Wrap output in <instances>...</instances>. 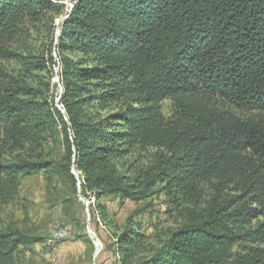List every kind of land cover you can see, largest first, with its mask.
Instances as JSON below:
<instances>
[{
  "label": "trees",
  "instance_id": "trees-1",
  "mask_svg": "<svg viewBox=\"0 0 264 264\" xmlns=\"http://www.w3.org/2000/svg\"><path fill=\"white\" fill-rule=\"evenodd\" d=\"M0 127V205L42 172L112 226L102 198L160 192L182 220L157 243L123 231L120 264H264V0H0ZM42 238L0 217V264Z\"/></svg>",
  "mask_w": 264,
  "mask_h": 264
},
{
  "label": "rangeland",
  "instance_id": "rangeland-1",
  "mask_svg": "<svg viewBox=\"0 0 264 264\" xmlns=\"http://www.w3.org/2000/svg\"><path fill=\"white\" fill-rule=\"evenodd\" d=\"M65 6V11L73 7L75 0H54ZM64 17V16H63ZM59 16L55 20L56 35L60 31L58 25L63 19ZM49 33L44 31L34 34L31 44L36 52L44 49L48 43ZM54 57L59 63V57L53 48ZM11 68H15L12 65ZM58 64L55 67L53 82L57 85L55 91L56 102L62 92L59 81ZM46 82L48 77L43 75ZM59 105V104H58ZM165 113H169L170 102L164 103ZM0 127V144L2 140ZM62 133L47 141L43 150V159H62L65 155ZM5 161L15 159V151L2 153ZM150 154H145L138 162L139 166H146ZM81 191L74 192L70 184L58 176H46L44 173H34L23 176L13 197L0 205V217L5 226H12L24 233L47 238L52 230L59 226L67 228L68 235L57 242L52 250L55 261L51 259L49 249L44 246L43 238L40 242L21 245L16 250L17 264H120L117 237L125 230L140 229L155 242L164 240L169 231L175 228L181 217L174 211L172 203L164 193L149 195L142 201L121 200L116 197L101 199L106 206L108 220L112 226L106 225L99 213V206L93 194L89 199L81 196ZM83 200H81V198ZM92 212H87V203ZM89 208V206H88ZM90 223L91 233L88 231ZM100 243L96 247L97 238Z\"/></svg>",
  "mask_w": 264,
  "mask_h": 264
},
{
  "label": "built area",
  "instance_id": "built-area-1",
  "mask_svg": "<svg viewBox=\"0 0 264 264\" xmlns=\"http://www.w3.org/2000/svg\"><path fill=\"white\" fill-rule=\"evenodd\" d=\"M67 235H68L67 228L57 225V227H55L52 230L51 234L46 238L44 245L46 248L49 249V253L51 254V259L53 261H55V256L52 255L51 253L52 250L56 248L57 242L64 239Z\"/></svg>",
  "mask_w": 264,
  "mask_h": 264
},
{
  "label": "water",
  "instance_id": "water-1",
  "mask_svg": "<svg viewBox=\"0 0 264 264\" xmlns=\"http://www.w3.org/2000/svg\"><path fill=\"white\" fill-rule=\"evenodd\" d=\"M59 31H60V29H59ZM58 81H59V77H58V79H57ZM61 90H62V88H61ZM58 107L62 110V112H64V110H63V108L60 106V105H58ZM73 172H74V174H76L77 176H78V173H77V171L74 169L73 170ZM78 185L80 186V182H78ZM80 198H81V196H80ZM81 200H83V198H81ZM88 206H89V202L87 203V212H89V208H88ZM88 231H89V233H91L92 232V230H91V228H90V223H88ZM91 237H94V238H97L95 235H93V234H91ZM100 243V241H99V239L97 238V243H96V241H95V245H96V247H98L97 245Z\"/></svg>",
  "mask_w": 264,
  "mask_h": 264
}]
</instances>
